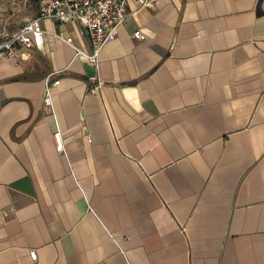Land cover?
Masks as SVG:
<instances>
[{
	"label": "crops",
	"instance_id": "1",
	"mask_svg": "<svg viewBox=\"0 0 264 264\" xmlns=\"http://www.w3.org/2000/svg\"><path fill=\"white\" fill-rule=\"evenodd\" d=\"M126 14L98 68L77 20L0 57V264H264V0Z\"/></svg>",
	"mask_w": 264,
	"mask_h": 264
},
{
	"label": "built area",
	"instance_id": "2",
	"mask_svg": "<svg viewBox=\"0 0 264 264\" xmlns=\"http://www.w3.org/2000/svg\"><path fill=\"white\" fill-rule=\"evenodd\" d=\"M131 0H45L39 10L38 16L26 21L21 27L0 41V57L18 58V47L31 50L35 47H42L46 42V32L41 21L44 19H54L61 23H69L77 20L84 27L91 44L92 52L84 53L73 45V39H67V43L75 48V57L85 59L89 65L98 68L100 55L104 47L119 35V28L126 20V5ZM142 7H153L160 0H133ZM134 37L145 40L146 36L137 31ZM59 71L49 76L46 80V92L44 104L52 107L53 96L51 88L60 84L59 79L53 78L60 73ZM89 91L92 94L100 92L103 82L98 75H91L88 79ZM55 144L59 152L65 151L64 139L61 131L54 135ZM91 141V140H90ZM32 256L36 259L35 252Z\"/></svg>",
	"mask_w": 264,
	"mask_h": 264
},
{
	"label": "rangeland",
	"instance_id": "3",
	"mask_svg": "<svg viewBox=\"0 0 264 264\" xmlns=\"http://www.w3.org/2000/svg\"><path fill=\"white\" fill-rule=\"evenodd\" d=\"M45 0H0V38H7L37 17Z\"/></svg>",
	"mask_w": 264,
	"mask_h": 264
}]
</instances>
